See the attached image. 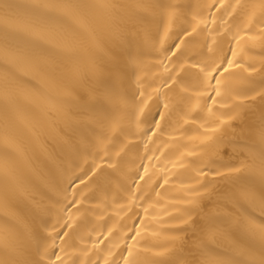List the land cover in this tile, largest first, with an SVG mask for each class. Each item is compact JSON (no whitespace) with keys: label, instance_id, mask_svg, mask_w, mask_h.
<instances>
[{"label":"bare ground","instance_id":"6f19581e","mask_svg":"<svg viewBox=\"0 0 264 264\" xmlns=\"http://www.w3.org/2000/svg\"><path fill=\"white\" fill-rule=\"evenodd\" d=\"M64 3L90 7H31ZM262 12L264 0H0V50L17 53L0 56V264H124L128 247L138 264L259 255L243 223L264 216L249 152L264 131ZM240 175L256 193L244 207Z\"/></svg>","mask_w":264,"mask_h":264},{"label":"snow or ice","instance_id":"6c2138e0","mask_svg":"<svg viewBox=\"0 0 264 264\" xmlns=\"http://www.w3.org/2000/svg\"><path fill=\"white\" fill-rule=\"evenodd\" d=\"M104 7H108V5H103ZM35 9H43L49 12L54 11H63L65 14L81 10L90 7V5L85 3H64L60 5H50V4H43V5H33L31 6ZM138 7H144V5H138ZM264 15V12H262ZM179 47V46H177ZM17 53L14 49L11 48H4L0 50V56H2L6 61L10 58L15 56ZM229 65L232 64V61H228ZM222 65H217L216 68L212 69L213 73L219 72ZM202 72L204 69H200ZM227 72V70H225ZM209 79L214 80L215 83H209V87L212 88V91L216 93L217 96L221 95V89L224 87V82L220 79H217L215 75L209 74ZM250 155L253 158L258 159L260 161V168L259 172L261 176H264V131L261 133V142L258 144H254L249 148ZM239 171V170H237ZM143 179V177H141ZM252 180L249 176L240 175L237 177V189L231 194V199L241 207H244L245 201L249 199H254L256 193L251 190ZM261 198L264 199V186L261 187L260 190ZM75 203V201H73ZM226 221H221L217 218H208L206 227L208 229H212L218 227L221 223H225ZM70 225H65V227H69ZM243 230L246 235H248L253 242L259 243V255H257L251 249L244 250L241 255L246 256L244 259H233L226 264H264V216H261L260 219L257 220H245L243 223ZM255 247V243L252 246ZM128 255L124 257V264H138L136 259V255L134 254L131 247L127 248ZM60 258L57 257V260ZM24 264H29V262H24ZM31 264H44L43 260H37L31 262ZM157 264H166V262H157ZM192 264H199L197 261H193ZM203 264H217L214 260H205Z\"/></svg>","mask_w":264,"mask_h":264}]
</instances>
